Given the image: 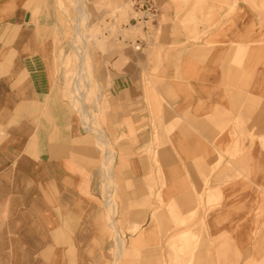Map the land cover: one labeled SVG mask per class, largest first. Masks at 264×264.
Wrapping results in <instances>:
<instances>
[{
    "label": "crops",
    "instance_id": "obj_1",
    "mask_svg": "<svg viewBox=\"0 0 264 264\" xmlns=\"http://www.w3.org/2000/svg\"><path fill=\"white\" fill-rule=\"evenodd\" d=\"M190 1L157 0L159 41L93 81L85 10L64 91L53 6L0 0V264H116L122 233L145 264L175 243L183 264L264 259V27L243 0Z\"/></svg>",
    "mask_w": 264,
    "mask_h": 264
},
{
    "label": "rangeland",
    "instance_id": "obj_2",
    "mask_svg": "<svg viewBox=\"0 0 264 264\" xmlns=\"http://www.w3.org/2000/svg\"><path fill=\"white\" fill-rule=\"evenodd\" d=\"M36 7L49 8L53 6L56 19L51 25L53 33L51 41L55 44V50L53 51V59L58 75L60 86L65 89L64 80L61 75L62 64L60 61V55L72 54V50H69L70 41L75 34V17L78 14L72 0H33ZM84 8L88 13L86 44L88 47V62L92 64L91 80H94V75L99 74L101 65L105 64L106 60L115 52L124 48L129 42L134 43L138 38L140 39H152L156 42L160 39L161 31H157V26L152 28L150 32H147L142 24L134 25L133 17L134 10L132 7L133 0H83ZM176 2L177 10L181 11L188 8L196 10L202 1L191 2L190 0H173ZM245 4L258 16V25L264 27V0H243ZM220 6H228V12H232L238 8V3L235 0L232 4L226 2H219ZM37 10V9H36ZM35 11L34 13H36ZM50 23V22H49ZM192 24V22H190ZM162 24V21H160ZM158 25V24H157ZM194 39V37H192ZM69 68H73V63L69 64ZM95 84V83H94ZM93 84V85H94ZM95 89L92 87V95ZM125 246L120 259L116 264H145L146 260L140 258V249L142 246H138L131 240H127L122 233ZM185 244H172L171 250L174 258L169 259V264H183L179 259V253H184L186 250H190L195 244H189L190 247H185ZM188 245V244H187ZM112 258L106 260V264H113L115 260L114 251L112 250ZM264 264V259L256 260L252 259L251 264ZM190 264V263H189Z\"/></svg>",
    "mask_w": 264,
    "mask_h": 264
},
{
    "label": "built area",
    "instance_id": "obj_3",
    "mask_svg": "<svg viewBox=\"0 0 264 264\" xmlns=\"http://www.w3.org/2000/svg\"><path fill=\"white\" fill-rule=\"evenodd\" d=\"M132 7L134 10V25L142 24L147 32L155 28L158 24V17L160 15V7L157 0H133ZM145 39H141L135 44L136 50L142 49V44Z\"/></svg>",
    "mask_w": 264,
    "mask_h": 264
},
{
    "label": "bare ground",
    "instance_id": "obj_4",
    "mask_svg": "<svg viewBox=\"0 0 264 264\" xmlns=\"http://www.w3.org/2000/svg\"><path fill=\"white\" fill-rule=\"evenodd\" d=\"M72 1L75 6V9L79 11V15L75 17L74 26L76 27L77 31L74 34L73 38L71 39L72 47H73L74 55L79 56L81 59H83L84 57L87 58V51L83 45V41H84L83 29L86 26V20L84 19L85 9L82 2H79L78 0H72ZM82 64L83 63L80 61V65ZM77 70H79L77 71V74H80L82 76L89 73V70H87L83 66H79Z\"/></svg>",
    "mask_w": 264,
    "mask_h": 264
}]
</instances>
